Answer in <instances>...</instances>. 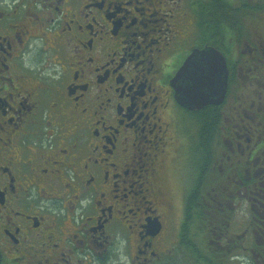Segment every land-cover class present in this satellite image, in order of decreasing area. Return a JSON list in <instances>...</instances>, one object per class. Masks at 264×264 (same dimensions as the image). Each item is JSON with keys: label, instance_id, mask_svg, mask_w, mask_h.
Masks as SVG:
<instances>
[{"label": "flooded vegetation", "instance_id": "obj_1", "mask_svg": "<svg viewBox=\"0 0 264 264\" xmlns=\"http://www.w3.org/2000/svg\"><path fill=\"white\" fill-rule=\"evenodd\" d=\"M206 50L226 94L189 110ZM200 248L263 264L264 0H0V264Z\"/></svg>", "mask_w": 264, "mask_h": 264}, {"label": "water", "instance_id": "obj_2", "mask_svg": "<svg viewBox=\"0 0 264 264\" xmlns=\"http://www.w3.org/2000/svg\"><path fill=\"white\" fill-rule=\"evenodd\" d=\"M224 65L218 52L196 51L174 82L180 104L189 110H198L221 103L226 94L228 79Z\"/></svg>", "mask_w": 264, "mask_h": 264}, {"label": "trees", "instance_id": "obj_3", "mask_svg": "<svg viewBox=\"0 0 264 264\" xmlns=\"http://www.w3.org/2000/svg\"><path fill=\"white\" fill-rule=\"evenodd\" d=\"M205 245L206 244L204 243V246ZM196 258L198 259L199 264H229L228 259H219L211 257L209 253L203 248L198 249V254H196ZM261 261L264 264V258H262Z\"/></svg>", "mask_w": 264, "mask_h": 264}, {"label": "rangeland", "instance_id": "obj_4", "mask_svg": "<svg viewBox=\"0 0 264 264\" xmlns=\"http://www.w3.org/2000/svg\"><path fill=\"white\" fill-rule=\"evenodd\" d=\"M233 264H253V263L249 259H241V261L240 260L233 261Z\"/></svg>", "mask_w": 264, "mask_h": 264}, {"label": "snow or ice", "instance_id": "obj_5", "mask_svg": "<svg viewBox=\"0 0 264 264\" xmlns=\"http://www.w3.org/2000/svg\"><path fill=\"white\" fill-rule=\"evenodd\" d=\"M192 75L194 76V73Z\"/></svg>", "mask_w": 264, "mask_h": 264}]
</instances>
